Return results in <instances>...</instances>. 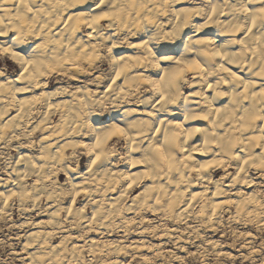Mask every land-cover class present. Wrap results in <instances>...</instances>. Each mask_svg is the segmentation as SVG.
I'll list each match as a JSON object with an SVG mask.
<instances>
[{"label":"bare ground","instance_id":"bare-ground-1","mask_svg":"<svg viewBox=\"0 0 264 264\" xmlns=\"http://www.w3.org/2000/svg\"><path fill=\"white\" fill-rule=\"evenodd\" d=\"M261 9L264 0H0V216L11 201L44 216L16 233L23 264H120L140 241L102 233L132 222L126 235L150 234L146 212L169 219L172 235L183 219L264 206L237 188L250 168L264 176ZM65 219L95 236L78 244Z\"/></svg>","mask_w":264,"mask_h":264},{"label":"rangeland","instance_id":"rangeland-1","mask_svg":"<svg viewBox=\"0 0 264 264\" xmlns=\"http://www.w3.org/2000/svg\"><path fill=\"white\" fill-rule=\"evenodd\" d=\"M138 37L140 38V36H136L134 39H130V40L132 41L138 40L139 39ZM171 46L172 45H170V43H163L157 45V47L159 48L158 50H160V53L162 55H164L165 52L168 53L172 49ZM116 50L120 51L121 53L130 52L129 49L125 47H121L120 49H115V52ZM107 67H108V62L106 60V62L102 64V66H100L99 68L105 69ZM99 68L97 67L96 69L99 70ZM11 69L17 71L18 67ZM86 76H89V74ZM102 76L104 77V75ZM64 78L65 80L62 78L63 81L61 80L60 82L70 81L68 78L66 77ZM80 79L82 80L83 78ZM73 82H71L70 84L75 85V82L74 83ZM53 85H55V83L52 82L50 86L52 87ZM90 87L93 88V86ZM108 119L109 117L105 116L102 119V121ZM36 133L37 132H35L34 134ZM33 136L35 137V135ZM11 149L12 148L6 147L4 151L6 153H10L14 155L15 150L14 149L11 150ZM3 155L4 154L0 155V157ZM84 162L85 160H83L82 164H84ZM230 170L231 172H233L234 169L232 168ZM221 173L222 172L219 171L217 173V176L218 175L220 176ZM59 180L64 181L65 176L60 175ZM244 180H246L248 183L243 184V186H237V188H239L243 192L254 191L255 196L251 199L256 203L260 201L264 204V176L259 174V171H257L256 169L250 168ZM241 183L239 184L241 185ZM224 188L227 189L225 196L232 197L229 192L230 191L229 189L231 187L229 188L224 187ZM136 191H138V189ZM11 202L14 203L12 204ZM11 202L10 205L12 206L11 208H9L11 210L8 209L9 211H7V216L6 215L0 216V264H23L21 258L24 255L23 252L25 250H23L22 248L20 249L21 247L20 245L24 242V238H20L18 235H16V233L20 234L23 230L27 229L26 226H23L24 224L22 225V221L25 220V218H31V217L43 218L44 216H40L38 211L36 212L35 210H34L35 212L33 211L30 212L29 216L25 215L24 213L22 214L19 210H17L18 204L15 201H11ZM41 202L44 204V200H41ZM263 207L264 206L262 207L256 206L255 209H253L252 211L240 212L237 216H233V214L231 213L234 210V208H231L230 210L227 211L224 210V208H222L220 212L221 215L219 220L216 219L214 223L212 222L211 224L209 223L202 224L201 221L197 220L198 221L197 222L193 218L183 219L180 221L181 223L179 222L177 224L178 227H176L175 230H173L175 232L176 230L178 231L176 233L173 232L172 235L168 234L169 236L167 235L165 229L166 228L171 229V227H173V223L171 224V221L167 219L165 224L161 226L162 223L158 218H155L154 213H152L153 215H151L150 213L148 214V212H146L145 214H143L146 217L144 221L141 222V224L152 226V229L150 228L151 230H149L151 231L150 234L148 232L146 233L145 236L141 237L137 233L134 232L131 233L132 232L131 231L128 235H126L125 232L133 224L131 222L129 228L125 227L123 223L122 227L125 232H117V231L108 232L107 229H105L104 233H102L103 236L101 235L102 236L101 239H106V240L117 239V241H120L122 244H128L132 241L133 242L135 241V245L136 243L138 244L139 241L140 243H142L141 240H143V244L139 243L138 245L143 246L145 244L143 247H146L147 249L146 248L143 249V247L141 248L137 246V248L132 247V249L130 248L128 251L124 250L125 252L120 254L118 257L120 264H264ZM67 221L68 220H66V222L64 221L62 224L69 225L70 223ZM74 226L73 224L72 227L69 225V227H67L66 230L71 234L70 237L72 239L74 235H77L81 232L80 237L76 236L78 240L81 239L79 240L80 241L79 243L77 242L78 244H81L82 239L86 238L87 236H95L94 233H92L91 231L87 232L85 229H81V227H77V226L74 227ZM153 228L154 231H152ZM130 230L132 229L130 228ZM161 232L162 233L165 232L164 234L166 236H163L164 234H161ZM152 233L153 236L151 235ZM147 235L148 237H146ZM52 238L54 241H57L58 239V237L56 238L55 236ZM150 244L152 245L154 244L153 245L154 248ZM155 244H157V246L159 244V246L157 247ZM136 249L137 252H135ZM83 254H84L83 255L84 258L88 257V255L85 256L87 252H85L84 250H83ZM111 255L110 256L107 255V257H111ZM145 255L148 258L144 257L145 258L144 259L142 257ZM109 259L110 258H108V260ZM93 262L94 264L96 263L95 259H93Z\"/></svg>","mask_w":264,"mask_h":264},{"label":"snow or ice","instance_id":"snow-or-ice-1","mask_svg":"<svg viewBox=\"0 0 264 264\" xmlns=\"http://www.w3.org/2000/svg\"><path fill=\"white\" fill-rule=\"evenodd\" d=\"M261 11L262 12H264V9H261ZM104 17H100V19H103ZM5 51H7V50H5ZM117 131H119V130H117ZM97 146H99V142H98V145Z\"/></svg>","mask_w":264,"mask_h":264}]
</instances>
